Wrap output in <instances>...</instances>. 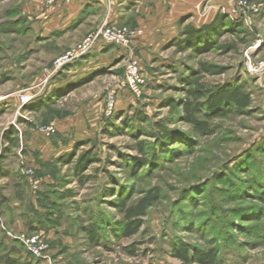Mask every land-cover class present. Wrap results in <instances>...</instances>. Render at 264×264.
Instances as JSON below:
<instances>
[{"label":"rangeland","instance_id":"rangeland-1","mask_svg":"<svg viewBox=\"0 0 264 264\" xmlns=\"http://www.w3.org/2000/svg\"><path fill=\"white\" fill-rule=\"evenodd\" d=\"M214 3L225 12L213 11L241 20V27L227 26L205 51L157 49L141 63L144 81L136 96L120 85L128 54L61 89L55 87L60 72L46 81L54 59L99 25L81 39L75 29L44 39L38 36L44 0H0V264H31L19 237L36 234L64 264H183L173 254L180 243L217 248L223 264H264V0ZM201 62L222 72L201 71ZM192 79L208 92L241 86L249 106L229 112L225 106L213 114L205 97L195 100L187 92ZM112 89L116 108L107 117L104 99ZM22 94L34 97L21 102ZM187 102L200 104L197 117L208 132L185 121ZM70 123L71 147L63 152L74 149V156L58 162L53 139L60 140L59 126ZM155 123L170 131L169 140L146 134L158 132ZM49 124L55 132L46 137L40 128ZM11 127L18 131L16 140L4 135ZM86 151L95 159L81 183L73 164ZM29 168L38 190L26 179ZM38 192L52 193V209L61 214L49 230L30 228L36 207L43 214L50 209L41 207ZM149 192L159 198L139 231L123 236L118 202L130 205Z\"/></svg>","mask_w":264,"mask_h":264},{"label":"crops","instance_id":"crops-1","mask_svg":"<svg viewBox=\"0 0 264 264\" xmlns=\"http://www.w3.org/2000/svg\"><path fill=\"white\" fill-rule=\"evenodd\" d=\"M219 1L221 0H72L69 3L59 1L51 6L46 5L45 12L41 15L42 27L38 36L45 39L75 29L80 31L78 39H81L89 29L96 28L102 23L126 25L141 31L133 38L131 51L138 54L141 63H144L157 49L173 45L172 40L178 36L182 25L189 22L195 26L209 23L218 13L213 11L216 8H223L222 12H225L222 4L214 6V2ZM86 14L93 19L85 22L79 20ZM83 31L86 32L82 33ZM126 54H128L126 49L115 45L97 46L82 60L62 70L58 76L61 82L55 87L59 89L61 86L67 87L72 82L81 80L80 78L123 60ZM61 76L66 77L62 79ZM73 126V123L59 126L61 137L69 144L61 147L62 139L56 140L58 156L63 155L65 153L63 151L71 147L68 137L73 134ZM47 141L41 145L48 146Z\"/></svg>","mask_w":264,"mask_h":264},{"label":"trees","instance_id":"trees-1","mask_svg":"<svg viewBox=\"0 0 264 264\" xmlns=\"http://www.w3.org/2000/svg\"><path fill=\"white\" fill-rule=\"evenodd\" d=\"M242 21L239 19L230 20L225 15V13H217L214 18L209 23H204L199 26H195L192 23H187L181 26L179 29L178 36L172 41V44L176 46L179 50L186 47L191 48L195 51H205L216 46V41L222 32H225V28L229 26L231 29L235 30L237 27H241ZM230 29V30H231ZM222 30V31H221ZM200 70L208 73L218 74L221 73V69H217L213 65L207 62L200 63ZM197 79H192L189 81L194 87L187 89V92L195 99L198 100L201 97L206 98L205 106L213 114H221L223 107L229 112V108H234L237 111H243L250 103V95L248 92L244 91L241 86L230 84L224 86H217L215 90L208 92L203 88V85L195 83ZM200 104L197 103L193 106L189 102L184 104L185 110V121L193 126V128L200 133H206L209 127L205 121H201L197 117V113L200 112ZM138 119H142L143 115L137 114ZM145 118V117H144ZM155 128L158 132H147L146 134L151 137H158L161 142L170 139V131L163 127L160 123H155ZM156 133V134H155ZM18 131L14 127H11L8 131L4 133L10 140L17 139ZM57 134V133H56ZM13 135V136H10ZM57 136H60L57 134ZM15 138V139H14ZM62 142L66 141L62 138ZM57 139H53V143L56 144ZM143 148L142 146H140ZM69 152L64 153L58 157V162L68 163L74 154ZM95 157L91 155L89 151L82 152L74 161L73 169L75 174L81 183L84 182L86 176L83 175V170L94 160ZM144 163L146 159H139ZM52 193L38 192L37 197L41 207L46 206L50 209L47 214L44 212L39 213V209L36 207L33 210L32 218L30 220V228L33 231L36 230H49L51 226H55L56 223L60 221L61 214L54 211L52 208L55 207L56 199L51 197ZM63 197L64 195L61 194ZM157 193L145 194L140 197L136 202L127 205L125 202H118V206L123 212V224L120 226V230L123 236L129 237L139 231L143 223V217L146 215L148 208L158 199ZM40 207V208H41ZM91 237H94L93 229H90ZM173 254L176 256L183 264H223L221 257L219 255V250L217 248L209 249H192L186 243L177 244L174 248ZM26 261L31 264H37V261L30 258L28 254L26 255ZM9 263H13V260L8 259Z\"/></svg>","mask_w":264,"mask_h":264},{"label":"built area","instance_id":"built-area-1","mask_svg":"<svg viewBox=\"0 0 264 264\" xmlns=\"http://www.w3.org/2000/svg\"><path fill=\"white\" fill-rule=\"evenodd\" d=\"M45 4L51 6L59 1L63 3H69L72 0H44ZM108 1V0H106ZM241 4V5H240ZM239 6H244V3H240ZM243 10V7L238 9ZM257 11V9H255ZM141 33L130 29L125 25H119L117 23H102L94 31L90 32L81 41L76 43L73 47L66 50L63 54L56 57L52 63L51 71L46 77V81L49 77L53 76L64 70L68 65H72L79 60L93 52L97 46L115 45L117 47L126 49L128 52V58L126 63L125 77L120 83L121 87L127 88L133 95L138 96L141 92V85L143 84V76L141 72V61L138 56H135L131 51V43L133 38ZM34 96L22 94L20 95L21 102H28ZM104 115L110 116L115 112L117 92L115 89L110 90L104 99ZM41 132L50 137L55 132V125L49 124L40 128ZM26 179L33 190H38L37 182L32 179V169H26ZM25 247V252L30 258L37 261V264H64L60 259L49 254V244L45 238L41 235H32L24 238L19 237Z\"/></svg>","mask_w":264,"mask_h":264}]
</instances>
